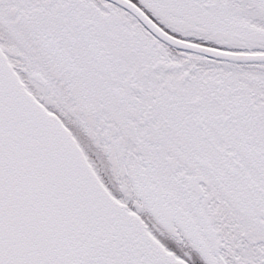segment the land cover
Wrapping results in <instances>:
<instances>
[{
	"label": "snow or ice",
	"instance_id": "1",
	"mask_svg": "<svg viewBox=\"0 0 264 264\" xmlns=\"http://www.w3.org/2000/svg\"><path fill=\"white\" fill-rule=\"evenodd\" d=\"M0 264H264V0H0Z\"/></svg>",
	"mask_w": 264,
	"mask_h": 264
}]
</instances>
